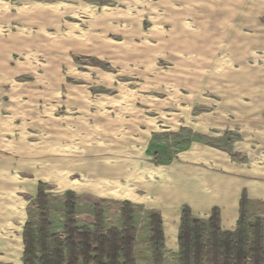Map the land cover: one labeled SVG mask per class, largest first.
Masks as SVG:
<instances>
[{"label":"rangeland","instance_id":"obj_1","mask_svg":"<svg viewBox=\"0 0 264 264\" xmlns=\"http://www.w3.org/2000/svg\"><path fill=\"white\" fill-rule=\"evenodd\" d=\"M195 142L246 173L257 164L264 0H0V264H23L25 227L40 232L43 215L64 237L69 193L94 232L125 202L134 223L159 214L173 179L142 166L187 164ZM246 198L239 220H261L264 242V201Z\"/></svg>","mask_w":264,"mask_h":264},{"label":"trees","instance_id":"obj_2","mask_svg":"<svg viewBox=\"0 0 264 264\" xmlns=\"http://www.w3.org/2000/svg\"><path fill=\"white\" fill-rule=\"evenodd\" d=\"M38 197L45 201L42 186ZM67 198V208L72 211L64 226V237L48 231L51 224L44 215L40 232H35L33 226L27 224L23 237V264H136V228L128 202L122 208V229L111 228L99 233L87 227H78L73 214L74 194L69 193ZM246 201L244 193L241 211ZM150 222L155 264H161L164 246L162 217L152 214ZM98 225H102L100 219ZM262 226L259 219L247 226L243 217L235 230L227 231L221 227L218 209H214L211 217L204 221L193 218L191 210L185 206L178 236L179 264H202L205 259L209 260V264H264Z\"/></svg>","mask_w":264,"mask_h":264},{"label":"crops","instance_id":"obj_3","mask_svg":"<svg viewBox=\"0 0 264 264\" xmlns=\"http://www.w3.org/2000/svg\"><path fill=\"white\" fill-rule=\"evenodd\" d=\"M52 0H47L51 2ZM68 2H82V0H67ZM52 8V7H51ZM60 14L63 16V14ZM65 15L77 17L78 13L71 5L67 7ZM209 130L208 128H204ZM193 146V149L191 148ZM192 149L187 153V164L180 163L177 160L163 164H146L142 166L147 176L172 177L173 181L168 188L174 197L172 200L165 199L160 204L161 207L155 209L162 217V230L164 246L161 250L163 259L161 264H166V258L172 253L179 251V229L181 204L176 201L178 188L184 186L187 192L186 206L191 210L199 212V216L209 219L214 209L219 210L220 224L222 229L233 231L237 227L241 211V199L244 192L252 200L264 201V167L259 165L264 162V143L258 142L255 145L256 154L252 153L253 160L257 164L248 169V173L232 164L234 159L218 149H212L206 146V143H194L190 146ZM254 154V155H253ZM257 160V161H256ZM227 162V166H220L218 163ZM211 163H216V168ZM150 165V166H149ZM234 166V167H233ZM261 168H263L261 170ZM253 172V173H252ZM179 174L181 179H178ZM184 190V191H185ZM168 191V190H167ZM144 201L142 202V204ZM145 209L148 202L145 201ZM119 213L121 210L118 211ZM196 213V212H195ZM112 222V221H111ZM136 228V240L134 246V255L136 264H155L154 248L151 243V222L147 218L144 222L134 223ZM109 229H122L123 221L121 217L116 218L114 222L109 223ZM107 228V229H108ZM171 253V254H170ZM83 264V263H80Z\"/></svg>","mask_w":264,"mask_h":264}]
</instances>
